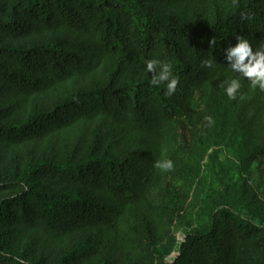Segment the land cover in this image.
<instances>
[{
    "label": "trees",
    "instance_id": "obj_1",
    "mask_svg": "<svg viewBox=\"0 0 264 264\" xmlns=\"http://www.w3.org/2000/svg\"><path fill=\"white\" fill-rule=\"evenodd\" d=\"M237 35L261 50L264 0H0V264H264Z\"/></svg>",
    "mask_w": 264,
    "mask_h": 264
},
{
    "label": "clouds",
    "instance_id": "obj_2",
    "mask_svg": "<svg viewBox=\"0 0 264 264\" xmlns=\"http://www.w3.org/2000/svg\"><path fill=\"white\" fill-rule=\"evenodd\" d=\"M237 43L226 49L228 55L227 59L233 61L232 69L241 70L243 75L252 78V87L255 88L259 84L260 89L264 90V45H260V51H253L252 41L244 36L237 35ZM214 43V41H213ZM247 61V62H246ZM146 70L154 73L151 83L153 85L167 82L166 95H171L176 91L178 78L172 74V66L169 63H161L156 59L147 60ZM204 66L211 67L212 61L206 60L203 62ZM159 67L160 71L157 73L156 69ZM238 80L233 79L230 86L226 88V93L229 98L235 99L237 89L240 88ZM211 120V118H208ZM157 168L168 171L173 168L171 160L157 161Z\"/></svg>",
    "mask_w": 264,
    "mask_h": 264
},
{
    "label": "rangeland",
    "instance_id": "obj_3",
    "mask_svg": "<svg viewBox=\"0 0 264 264\" xmlns=\"http://www.w3.org/2000/svg\"><path fill=\"white\" fill-rule=\"evenodd\" d=\"M256 143H253V146H255ZM228 156V151L226 148H224V151L222 153V158H226ZM261 165H259L258 162L254 163L251 167V173L247 174V179L249 181V184L256 190L257 194L260 198L264 200V157L262 159ZM240 176V174L238 175ZM184 232L185 229H179L177 231V236L179 242H182L184 240ZM178 252H174L169 261H172L174 257L177 255Z\"/></svg>",
    "mask_w": 264,
    "mask_h": 264
}]
</instances>
